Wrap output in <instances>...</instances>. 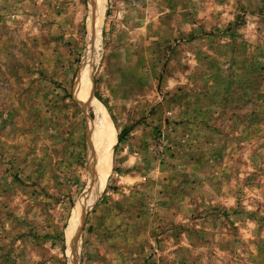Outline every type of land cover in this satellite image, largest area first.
Masks as SVG:
<instances>
[{
	"label": "rangeland",
	"instance_id": "obj_1",
	"mask_svg": "<svg viewBox=\"0 0 264 264\" xmlns=\"http://www.w3.org/2000/svg\"><path fill=\"white\" fill-rule=\"evenodd\" d=\"M0 264H264V0H0Z\"/></svg>",
	"mask_w": 264,
	"mask_h": 264
},
{
	"label": "bare ground",
	"instance_id": "obj_2",
	"mask_svg": "<svg viewBox=\"0 0 264 264\" xmlns=\"http://www.w3.org/2000/svg\"><path fill=\"white\" fill-rule=\"evenodd\" d=\"M82 81H80L79 89L82 92V99L86 100L89 98L90 94V84H89V72L88 67H84L82 71ZM96 112L98 113V134L96 136L97 148L100 151V162L102 163L103 170L101 171V180L105 177L106 171H108L109 167V154L112 150V147L115 143V135L112 130V127L107 125L105 119L103 118V114L100 108H96ZM103 118V119H102Z\"/></svg>",
	"mask_w": 264,
	"mask_h": 264
}]
</instances>
